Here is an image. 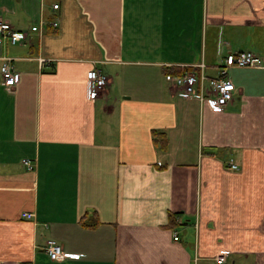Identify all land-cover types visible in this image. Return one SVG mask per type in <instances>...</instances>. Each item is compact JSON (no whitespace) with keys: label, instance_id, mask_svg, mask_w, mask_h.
<instances>
[{"label":"crops","instance_id":"obj_1","mask_svg":"<svg viewBox=\"0 0 264 264\" xmlns=\"http://www.w3.org/2000/svg\"><path fill=\"white\" fill-rule=\"evenodd\" d=\"M0 23L25 34L0 46V264H264V0H0ZM237 51L258 67L223 108L164 81Z\"/></svg>","mask_w":264,"mask_h":264},{"label":"built area","instance_id":"obj_2","mask_svg":"<svg viewBox=\"0 0 264 264\" xmlns=\"http://www.w3.org/2000/svg\"><path fill=\"white\" fill-rule=\"evenodd\" d=\"M57 4L51 6L52 10L57 9ZM51 27H55L56 23L51 22ZM25 34L21 31L12 29L7 23H0V46L3 43L15 45L23 42ZM45 60H39V63ZM258 67L257 58L247 51L231 52L224 55L222 59V66L219 68L218 78H206L203 73L204 66L202 64L196 65L197 72H185L180 75H173L171 73L164 74V81L176 88H178L181 96L185 99L195 98L199 104L206 103L213 109H220L226 106L232 100V93L234 87L232 83L224 76L226 70L230 68H254ZM85 80L87 83V97L95 99L107 85L106 77L91 68L85 73ZM19 81V75L13 70L9 58H2L0 63V85L6 89L13 88ZM22 166L26 170H32V166L28 161H21ZM230 169L236 170L232 164ZM30 214H22L23 218H29ZM176 233H173V240H176ZM44 252L50 260H62L66 255L61 250V247L52 240H47L44 246ZM226 255L220 254L213 257L217 263H223ZM25 264V263H22Z\"/></svg>","mask_w":264,"mask_h":264},{"label":"trees","instance_id":"obj_3","mask_svg":"<svg viewBox=\"0 0 264 264\" xmlns=\"http://www.w3.org/2000/svg\"><path fill=\"white\" fill-rule=\"evenodd\" d=\"M185 72H192V69L174 70V71H172V72H171V71H170V72L167 71L166 73H171V74H173V75H180V74L185 73ZM159 135H160V134L155 133V134L153 135V137H159ZM153 141H154V139H153ZM159 147H160V149L164 148V142H163L162 144H159ZM93 217H94V216H93ZM83 219H84V218H83ZM94 219H95V217H94ZM87 221H88V220H87ZM82 223H83V224H82L83 227L88 228V229H91V228H93V227L96 225V220L92 221L91 224H90V223L85 224L84 221H83Z\"/></svg>","mask_w":264,"mask_h":264},{"label":"rangeland","instance_id":"obj_4","mask_svg":"<svg viewBox=\"0 0 264 264\" xmlns=\"http://www.w3.org/2000/svg\"><path fill=\"white\" fill-rule=\"evenodd\" d=\"M150 18H151V17H149V18L147 19V22H148V23L150 22ZM217 57H218V54H217Z\"/></svg>","mask_w":264,"mask_h":264}]
</instances>
